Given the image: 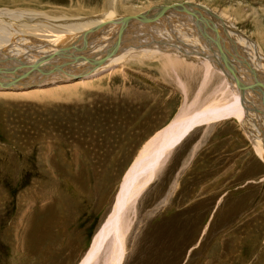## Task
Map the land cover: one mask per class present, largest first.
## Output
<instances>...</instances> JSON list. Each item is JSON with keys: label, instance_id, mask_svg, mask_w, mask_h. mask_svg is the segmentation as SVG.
Wrapping results in <instances>:
<instances>
[{"label": "rangeland", "instance_id": "obj_1", "mask_svg": "<svg viewBox=\"0 0 264 264\" xmlns=\"http://www.w3.org/2000/svg\"><path fill=\"white\" fill-rule=\"evenodd\" d=\"M22 1L0 0V9L81 14L76 8L95 0ZM96 1L83 7L92 12L82 17L110 12L109 0ZM184 1L127 0L116 6L124 4L119 12L131 8L141 12L151 5ZM201 2L216 12L226 11L238 29L255 40L258 29L264 31V0ZM196 25L187 23V34L206 36ZM171 38L176 42L177 37ZM180 38L177 43L184 46L185 38ZM140 39L130 37L131 49ZM195 55L204 56L200 51ZM262 55L256 62L264 73ZM103 59L102 65L111 61L106 55ZM120 59L94 75L121 65L124 73H115L99 85L52 91L55 96L52 92L29 98L0 96V264H79L111 213L122 177L140 149L188 103L180 82L190 84L184 75L181 80L174 71L163 76L167 70L153 66L139 71L145 65L130 64L133 59L127 54ZM126 92L140 95L128 94L130 98ZM255 93V100L264 99ZM255 118L251 136L233 118L198 125L174 146L135 204L137 214L126 235L128 264H264V161L253 142L259 127L264 128V119L259 126ZM251 163H261V171L249 168ZM168 220H173L172 225H166ZM163 231L167 238L160 242ZM153 243L158 245L154 255L145 256L149 248L154 251Z\"/></svg>", "mask_w": 264, "mask_h": 264}, {"label": "bare ground", "instance_id": "obj_2", "mask_svg": "<svg viewBox=\"0 0 264 264\" xmlns=\"http://www.w3.org/2000/svg\"><path fill=\"white\" fill-rule=\"evenodd\" d=\"M84 1L91 3L92 0ZM95 1L89 5L83 3V6L79 3L80 9L76 8V11L80 10L81 14L92 12L90 9V11L83 10V7L98 4ZM21 2L23 1L21 0ZM56 2L59 3L58 0ZM118 2L125 3L127 0H109L110 12L97 16L88 15L87 17H82L80 13L72 14L66 10L65 12L50 10V13H46L37 11V9H32L31 12H26L27 10L24 8L0 9V96L2 97L27 96L29 98L35 97L39 93H47L49 96L52 91L57 94L67 92L64 91L67 89H77L79 86L99 85L115 73H124L122 68L125 65H121L117 68L122 72H117V68L110 67L107 72L96 75L97 77L94 75L98 69L114 66L121 60L120 56L123 54H127L130 59H133H129L130 64L133 62L135 65H145V67L139 66V71L153 66L161 72L167 70L163 76L174 71L177 78H180L179 80L184 75V79L190 83L187 85L183 80L180 81L184 85L183 90L188 98V103L184 104L178 115L164 129L155 132L156 134L150 137L144 144L145 146L140 149L141 151L133 160V164L122 177L123 180L116 201L111 207V213L94 235L91 247L79 264H128L129 245L126 235L131 230L133 219L136 216L135 204L140 201L139 197L142 192L156 179L158 171L164 166L165 160L169 158L167 156L173 151L174 146L180 145L182 140L187 138L190 130L201 124L208 126L213 122L236 118L240 125L246 129L248 136H251L254 133L252 129L255 127L251 122L253 118L256 116L255 121L259 123L257 124L259 126L264 119V99L255 100L253 94L255 92L262 94L260 89L262 85H258V89L245 87L243 91L233 79L226 80L228 75L226 65H229L244 84L254 81L248 69L243 67L239 61L242 56L243 60L247 58L259 70L258 79L263 81L262 74L264 76V73L260 71L256 61L259 62V56L264 53V31L258 29V36L255 40L251 38L252 35L238 29L236 23L232 22L234 19L226 11L216 12L211 7L204 5L201 0H187L172 5H161V7L151 5L141 12L133 8L129 11L119 12L124 9V4L116 6ZM97 7L98 5L93 8ZM181 9L186 11L183 10L185 12L182 13L177 11ZM169 11L175 16L185 18L186 23L180 22L183 20L173 17ZM128 14L135 15L128 16ZM175 19L178 22H174ZM259 21L253 23L257 25ZM195 22L200 25H196V27H200V33L205 34L206 32V36H201L198 39L187 34V23L191 25ZM177 24L179 25L176 26ZM233 26L237 29H232ZM172 36L177 37L178 41L183 36L186 44L192 45L194 50L202 52L204 56H196V51L188 55L186 53L183 59V56L178 57L179 55L176 56L177 54L174 52L157 54L156 51L146 48L147 42L153 40L152 37L173 41ZM130 37L134 40L141 38L138 43H144V47L131 49ZM177 40L176 42H178ZM207 41L209 42L208 46ZM223 44L226 48L221 46ZM82 47L86 48L76 51ZM126 47L127 49L124 50ZM178 48L180 49V45ZM113 49L116 50V54L120 53V55L109 57ZM104 55L111 61L102 65ZM211 58L222 65L219 68L220 71L215 68L216 65L212 64ZM262 60L264 63V57ZM183 63L188 64L187 68H184L186 64L183 65ZM262 66L264 65L262 64ZM89 72L94 73L86 75ZM71 91L74 93L73 90ZM126 93V97H130L128 94L133 93H136V97L140 95L138 92ZM141 100L144 102L143 99ZM260 104L262 109L258 107L261 106ZM256 106L258 110L253 109ZM263 129L261 126L259 127L260 132L255 133L256 140L253 142L258 156L264 161ZM248 167L260 170L262 164L251 163ZM137 206L139 207V205ZM172 221L168 220L166 225L168 226V222H171L170 225H172ZM162 233L164 234L161 237L162 240L157 237L160 242L167 238V232L163 231ZM154 240L153 242L156 241ZM156 245L153 243L152 248L158 246ZM151 252L154 255L155 249L153 251L149 248L145 252L147 253L145 256ZM161 257L163 258L164 254ZM162 258L160 260L164 262L165 260ZM147 263L146 261L143 264Z\"/></svg>", "mask_w": 264, "mask_h": 264}, {"label": "water", "instance_id": "obj_3", "mask_svg": "<svg viewBox=\"0 0 264 264\" xmlns=\"http://www.w3.org/2000/svg\"><path fill=\"white\" fill-rule=\"evenodd\" d=\"M198 24V22H197ZM199 25V24H198ZM200 26V25H199ZM200 28V27H199ZM232 29H237L235 26L231 27ZM236 50V49H235ZM112 51V50H111ZM212 57V56H211ZM211 61H213L212 63L214 65H216L218 68L222 67V65H219L218 62H216L215 59L211 58ZM239 61L241 62V64H243V67L245 66L248 71L250 72V74L252 75V78L254 81H252L251 83H245L242 82L241 80H239V76L237 75V73L235 72V70L230 67L229 65L227 67V72H228V75L226 76V78L228 79H233L236 83V85L244 91L245 87H251V88H255V89H258V85H262V88L260 87V89L262 90V96H263V93H264V82L261 80L258 79V76H259V70L254 66L252 65L247 58H245L244 60L242 59H239ZM225 62V61H224ZM264 97V96H263Z\"/></svg>", "mask_w": 264, "mask_h": 264}]
</instances>
